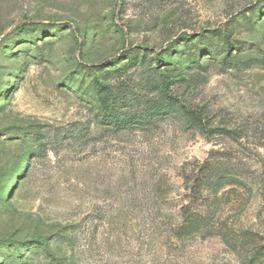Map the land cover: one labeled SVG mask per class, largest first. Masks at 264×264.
Segmentation results:
<instances>
[{"label": "rangeland", "instance_id": "374dc122", "mask_svg": "<svg viewBox=\"0 0 264 264\" xmlns=\"http://www.w3.org/2000/svg\"><path fill=\"white\" fill-rule=\"evenodd\" d=\"M0 264H264V0H0Z\"/></svg>", "mask_w": 264, "mask_h": 264}, {"label": "trees", "instance_id": "16d2710c", "mask_svg": "<svg viewBox=\"0 0 264 264\" xmlns=\"http://www.w3.org/2000/svg\"><path fill=\"white\" fill-rule=\"evenodd\" d=\"M29 25H32V23L29 24ZM226 58L229 59V61H230L231 56L226 55ZM231 61H232V59H231ZM123 118H124L125 123H124V122H121L120 124L124 127V126H127V125L129 124V121H126V120H128L129 118H126V116H124ZM37 240L40 241V243H41L42 245L45 244L44 239H41V240H40V239L37 238Z\"/></svg>", "mask_w": 264, "mask_h": 264}]
</instances>
